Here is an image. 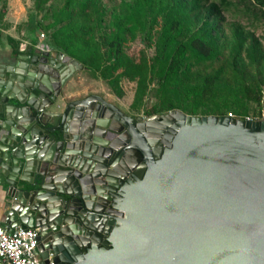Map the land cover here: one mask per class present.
I'll list each match as a JSON object with an SVG mask.
<instances>
[{
	"label": "water",
	"instance_id": "water-1",
	"mask_svg": "<svg viewBox=\"0 0 264 264\" xmlns=\"http://www.w3.org/2000/svg\"><path fill=\"white\" fill-rule=\"evenodd\" d=\"M31 51L0 64L6 232L36 229L43 264H264V120L128 116Z\"/></svg>",
	"mask_w": 264,
	"mask_h": 264
},
{
	"label": "trees",
	"instance_id": "trees-1",
	"mask_svg": "<svg viewBox=\"0 0 264 264\" xmlns=\"http://www.w3.org/2000/svg\"><path fill=\"white\" fill-rule=\"evenodd\" d=\"M0 3V39L16 55L19 41L1 36L9 25L2 22L6 4ZM32 5L43 15L35 23L29 18L27 31H41L51 51L79 63L117 97L121 80L133 82L132 111L260 118L264 44L255 29L264 28V0H32ZM226 14L235 18L227 20ZM136 39L143 49L134 59L125 49Z\"/></svg>",
	"mask_w": 264,
	"mask_h": 264
},
{
	"label": "rangeland",
	"instance_id": "rangeland-1",
	"mask_svg": "<svg viewBox=\"0 0 264 264\" xmlns=\"http://www.w3.org/2000/svg\"><path fill=\"white\" fill-rule=\"evenodd\" d=\"M4 2L6 5H5V9L3 10L4 16H3L2 22L7 23V24L9 20H12V22H9L10 23L8 24L9 27L6 30L2 31L1 36L2 37L8 36V35H10V37L13 36L16 38L15 39L16 41H20L21 43L22 41H25L21 45L29 43L28 47L35 46V44L30 45L31 41L33 40H36V43H38V41L45 43V39H46L45 34L43 35V38H40L39 35L41 34V31L30 33L25 28V23L29 20V18L31 19L32 23H35L36 21L42 19L43 12L41 13L35 12L33 5H32V0H4ZM47 5L48 3L45 4V6ZM6 15H7L8 21H6L5 19ZM226 18L227 20H230L235 17H230V14H226ZM236 18L238 19V17ZM240 21L244 23L243 20H240ZM15 26H17L16 29H15ZM255 35L258 36L261 39L262 43L264 44V28H256ZM142 49H143L142 44L140 43L138 39H136L127 44L125 52L127 56L137 59ZM49 51L51 50L49 49ZM147 52L150 54L151 51L148 50ZM76 73H79L78 76H79L80 81H82L83 86H86L84 87L86 90L85 93L81 95L79 94V97L86 96L89 94H94V95L100 96L106 102L113 105L118 110H120L122 113L128 116L140 117L142 119L148 117V116L143 115L141 111H132L129 108V106L131 105L132 99H133V91H134L133 82L121 80L119 84V90H121L122 95L120 97H117L115 94H113V92L110 91V89L101 80L92 79L84 69ZM64 91H66L69 94L72 93L73 91L75 92V90H71L70 88L67 89L66 86L64 88ZM71 95L74 96V93H72ZM147 99H148V103H150L151 99L149 98ZM260 113H261V116L259 119L264 120V117L262 116L264 114V96L261 99ZM247 117L254 118V115L249 114L247 115Z\"/></svg>",
	"mask_w": 264,
	"mask_h": 264
},
{
	"label": "built area",
	"instance_id": "built-area-1",
	"mask_svg": "<svg viewBox=\"0 0 264 264\" xmlns=\"http://www.w3.org/2000/svg\"><path fill=\"white\" fill-rule=\"evenodd\" d=\"M43 38V34L39 35ZM41 52H49L46 43L38 41L33 46ZM264 91L262 93V98ZM261 116V113H260ZM264 117V114L262 115ZM230 119H237L231 113L226 116ZM238 120V119H237ZM261 119L245 117L242 121H258ZM37 246L36 229L14 228L11 233L6 232L0 224V264H43L39 257L34 253ZM52 254L49 252L46 264H55L52 261Z\"/></svg>",
	"mask_w": 264,
	"mask_h": 264
},
{
	"label": "crops",
	"instance_id": "crops-1",
	"mask_svg": "<svg viewBox=\"0 0 264 264\" xmlns=\"http://www.w3.org/2000/svg\"><path fill=\"white\" fill-rule=\"evenodd\" d=\"M6 21H8L7 15H6ZM9 22H12V20H9ZM8 22V24H10ZM14 23V22H13ZM8 35V34H6ZM10 37V35H8ZM13 39H16L15 37L11 36ZM25 41H22V43ZM19 41V46L22 44ZM5 42L3 40V38L0 39V64H11L14 61V58L16 55H12L10 48L6 45H4ZM25 45V46H24ZM31 45V44H30ZM29 43L27 44H23V50L25 54H30L31 48L32 47H28ZM80 72V71H79ZM79 73L74 74L67 82H66V88L67 89H71V90H75V92L73 91L72 93H74V98H78L79 94H84L85 93V88L86 86H83L82 81H80ZM77 82V83H76ZM77 84V85H76ZM71 93V94H72ZM73 96V95H70ZM4 216H5V200H4V192L2 191V189L0 188V224L2 225L3 220H4ZM3 226V225H2Z\"/></svg>",
	"mask_w": 264,
	"mask_h": 264
},
{
	"label": "bare ground",
	"instance_id": "bare-ground-1",
	"mask_svg": "<svg viewBox=\"0 0 264 264\" xmlns=\"http://www.w3.org/2000/svg\"><path fill=\"white\" fill-rule=\"evenodd\" d=\"M153 127H156V126H154V125H152L150 128H153ZM152 139H154V136L153 137H151Z\"/></svg>",
	"mask_w": 264,
	"mask_h": 264
}]
</instances>
